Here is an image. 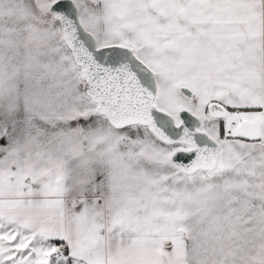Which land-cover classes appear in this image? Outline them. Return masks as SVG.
Returning <instances> with one entry per match:
<instances>
[{
  "label": "snow or ice",
  "instance_id": "obj_1",
  "mask_svg": "<svg viewBox=\"0 0 264 264\" xmlns=\"http://www.w3.org/2000/svg\"><path fill=\"white\" fill-rule=\"evenodd\" d=\"M0 264H264V0H0Z\"/></svg>",
  "mask_w": 264,
  "mask_h": 264
}]
</instances>
